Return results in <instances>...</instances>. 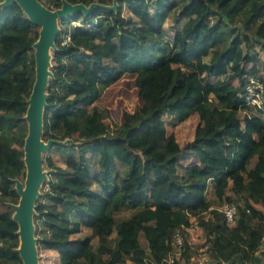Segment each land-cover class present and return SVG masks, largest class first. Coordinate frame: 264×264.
<instances>
[{"label":"trees","instance_id":"trees-1","mask_svg":"<svg viewBox=\"0 0 264 264\" xmlns=\"http://www.w3.org/2000/svg\"><path fill=\"white\" fill-rule=\"evenodd\" d=\"M65 1L95 5L58 18L49 50L40 138L69 141L47 149L63 166L40 154L47 177L33 206L36 247L53 251L57 264H264V213L256 207L264 205V113L243 97L246 77L254 76L264 102V60L258 67L254 48H264V0ZM37 30L17 3H0V203L17 202L14 181L24 176L23 115ZM137 68L141 103L108 128V109L95 101ZM191 114L195 133L172 146L164 117L180 122ZM210 185L220 203H234L227 190L243 198L231 226L211 211ZM126 209L134 210L113 217ZM190 217L202 232L205 261L189 258L183 227ZM16 229L12 210H0V264H21Z\"/></svg>","mask_w":264,"mask_h":264},{"label":"water","instance_id":"water-1","mask_svg":"<svg viewBox=\"0 0 264 264\" xmlns=\"http://www.w3.org/2000/svg\"><path fill=\"white\" fill-rule=\"evenodd\" d=\"M11 1L17 3L26 17L38 27L36 39L32 44L34 61L33 80L26 99V108L23 115L26 121V131L22 144L25 168L24 179L23 183L15 179L14 187L18 194V199L16 203L10 204L12 218L17 225L15 233L18 238V246L16 250L19 253L21 264H37L32 214L34 212L35 196L43 177L40 153L51 144L56 143L52 139L43 141L40 138L44 88L51 74L49 70V50L53 48L58 18L66 17L76 11L86 13L95 4L91 3L88 6H84L81 3L71 4L62 0L59 7L48 9L38 0H2L0 3L5 5Z\"/></svg>","mask_w":264,"mask_h":264},{"label":"rangeland","instance_id":"rangeland-1","mask_svg":"<svg viewBox=\"0 0 264 264\" xmlns=\"http://www.w3.org/2000/svg\"><path fill=\"white\" fill-rule=\"evenodd\" d=\"M44 7L48 9H55L57 7H54L53 5V0H38ZM113 3V2H112ZM110 6H113L110 5ZM109 6V7H110ZM172 15L170 14L168 18H166L163 22V27L166 33V36L169 37L172 34ZM234 29H236L234 27ZM229 32L230 35L234 33ZM237 33V31H235ZM259 43L254 44V48L258 51L259 55V62L261 63V60H264V48H259ZM52 48H50L51 50ZM150 49L145 50L146 52H149ZM258 62V63H259ZM51 62L49 59V66ZM249 67V65H247ZM137 69H129L124 71L121 76L113 82L111 85H109L102 93L101 98L99 99V106L105 107L108 109V117L104 119V123L107 125L108 128H111V125L113 123L119 122L120 117H121V112L122 111H132L135 109L140 103H141V97L138 93L137 86H138V80L139 76L137 74ZM263 113V112H262ZM243 112L239 111L238 112V117L240 120L242 119ZM263 116V115H262ZM164 122H165V130L166 134L170 138V141L172 142V146L174 147H179L182 146L183 142L189 140L192 138L193 134L195 133L197 127H198V119L196 114H191L188 116L186 119L180 121V122H175L172 120V118L165 116L164 117ZM56 143L53 144H63L69 141L68 139L65 140H55ZM61 142V143H58ZM52 145V144H51ZM50 145V146H51ZM49 146V147H50ZM48 147V148H49ZM48 148H45L44 150L41 151L43 152L44 156H51L53 163L58 166H63V162L61 161L60 157L57 155V153L54 150H47ZM40 153V154H41ZM255 160V156L251 158V160L246 164V167L249 168ZM190 159L187 160H182V162L186 163L189 162ZM88 162H89V170L93 174L97 170V166L95 164V158L94 157H88ZM41 171L43 173L42 180L39 183L38 190H37V195L35 196V199L39 197L41 194L40 186L43 180L46 179V172L47 169L43 167L41 163ZM24 176L16 178L17 181L20 183H23ZM210 188H207L206 194L209 201H211V211H216L217 212V206L220 203V200H217L214 198L212 192H210ZM227 194H229L231 201L235 203L237 207H241L244 203L243 198L241 195H233L231 193V190L226 191ZM41 200H44V198H41ZM11 203H0V210H2L5 207H10ZM259 209L264 213V205H258ZM12 210V209H11ZM134 209H126L123 211L119 212H114L113 217L115 219H123L126 218L127 216L130 215V213ZM208 216V215H206ZM33 224V223H32ZM87 230V229H86ZM84 231V230H83ZM88 232V230H87ZM75 235V234H74ZM33 236L35 240V235H34V229H33ZM111 236H114L112 233ZM18 239V238H17ZM187 239L189 240L191 247L189 250V258L190 260H194L200 257V248L199 245L201 244V233L199 231H194L188 234ZM139 244L142 248L146 249V243L141 234L138 236ZM92 243H95V238L92 239ZM18 246V244H17ZM179 251L178 253L175 254V252H172L173 256L178 258L179 256ZM35 254H36V263L37 264H57L56 263V254L53 251L45 250V249H38L36 247L35 243ZM179 264H184V260L179 258ZM120 264H132L128 259H126L123 263Z\"/></svg>","mask_w":264,"mask_h":264},{"label":"built area","instance_id":"built-area-1","mask_svg":"<svg viewBox=\"0 0 264 264\" xmlns=\"http://www.w3.org/2000/svg\"><path fill=\"white\" fill-rule=\"evenodd\" d=\"M243 92H244L243 97L246 103L249 106L259 108L260 111L264 113V102L261 97V83L259 82V80L254 76L246 77L245 82L243 84ZM217 211L221 214L222 220L227 226H231L234 223L236 217V205L234 203L224 201L217 206ZM197 228L199 227L196 223V220L193 217L189 218V225L183 227V229L187 233V236L191 232V230ZM201 237H202L201 239L202 241L201 244L199 245L201 255L199 258L194 259L197 260L198 262L205 261L207 258V256L205 255L206 245L204 244V239L202 234ZM181 242H182V236L179 230H175L171 237V244L173 246V252H175V254L178 253V250L180 249L181 246ZM187 242L190 244L188 239ZM262 248L264 249V244ZM166 261L168 262L171 261V257L169 255L166 257Z\"/></svg>","mask_w":264,"mask_h":264},{"label":"crops","instance_id":"crops-1","mask_svg":"<svg viewBox=\"0 0 264 264\" xmlns=\"http://www.w3.org/2000/svg\"><path fill=\"white\" fill-rule=\"evenodd\" d=\"M261 61H263V60H261ZM260 64H261V63L259 62V63H258V67H260ZM110 85H111V84H110ZM106 88H107V87H106ZM106 88H105V89H106ZM105 89H104V90H105ZM102 93H103V92H102ZM101 95H102V94H101ZM100 98H101V96L95 101V103H96L97 105H99V99H100ZM208 188L211 189V190H210V192H211V191H212V186L210 185ZM206 195H207V194H206ZM256 207L259 208L258 205H256ZM83 230H84V231H83ZM87 230H88V229H87ZM87 230H86V228H83V229L81 230L80 233H87ZM194 231H198V233H199V231H200V233H201V230H200L199 228L191 230V232H194ZM88 232H89V230H88ZM191 232H190V233H191ZM201 234H202V233H201ZM77 235H78V234H75V235L72 234L71 237H76Z\"/></svg>","mask_w":264,"mask_h":264}]
</instances>
